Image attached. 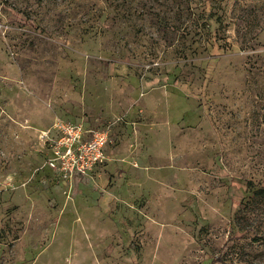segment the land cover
<instances>
[{
    "label": "rangeland",
    "instance_id": "1",
    "mask_svg": "<svg viewBox=\"0 0 264 264\" xmlns=\"http://www.w3.org/2000/svg\"><path fill=\"white\" fill-rule=\"evenodd\" d=\"M0 264H264V0H0Z\"/></svg>",
    "mask_w": 264,
    "mask_h": 264
},
{
    "label": "built area",
    "instance_id": "2",
    "mask_svg": "<svg viewBox=\"0 0 264 264\" xmlns=\"http://www.w3.org/2000/svg\"><path fill=\"white\" fill-rule=\"evenodd\" d=\"M52 128L53 136L44 137L50 152L47 163L57 173L65 177L88 176L105 161L107 129L89 130L65 122Z\"/></svg>",
    "mask_w": 264,
    "mask_h": 264
},
{
    "label": "crops",
    "instance_id": "3",
    "mask_svg": "<svg viewBox=\"0 0 264 264\" xmlns=\"http://www.w3.org/2000/svg\"><path fill=\"white\" fill-rule=\"evenodd\" d=\"M94 171H95V170H94ZM94 171H93V172H94ZM93 172H92V173H93Z\"/></svg>",
    "mask_w": 264,
    "mask_h": 264
}]
</instances>
